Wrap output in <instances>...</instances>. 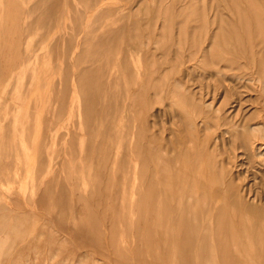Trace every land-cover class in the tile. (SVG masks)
Returning a JSON list of instances; mask_svg holds the SVG:
<instances>
[{
    "label": "rangeland",
    "instance_id": "374dc122",
    "mask_svg": "<svg viewBox=\"0 0 264 264\" xmlns=\"http://www.w3.org/2000/svg\"><path fill=\"white\" fill-rule=\"evenodd\" d=\"M263 163L264 0H0V264H264Z\"/></svg>",
    "mask_w": 264,
    "mask_h": 264
},
{
    "label": "bare ground",
    "instance_id": "6f19581e",
    "mask_svg": "<svg viewBox=\"0 0 264 264\" xmlns=\"http://www.w3.org/2000/svg\"><path fill=\"white\" fill-rule=\"evenodd\" d=\"M216 16H217V15H216ZM216 16H215V17H216ZM225 17H226V16H225ZM218 18H219V17H218ZM193 34H194V33H193ZM257 60H258V59H257ZM242 65H243V64H242ZM240 75H241V74H240ZM250 79H251V78H250ZM256 79H257V78H256ZM204 84H205V83H204ZM217 86H218V85H217ZM259 88H260V86H259ZM260 89H262V88H260ZM260 89H259V90H260ZM181 93H182V92H181ZM245 93H246V92H245ZM246 94H247V93H246ZM184 95H185V94H184ZM197 96H198V95H197ZM189 97L191 98V96H189ZM186 99H187V97H186ZM222 99H223V98H222ZM193 102H194V100H193ZM243 105H244V104H243ZM245 107H246V106H245ZM236 109H237V108H236ZM236 109H235V110H236ZM245 109H246V108H245ZM195 112H196V111H195ZM200 112H201V111H200ZM260 112H261V111H260ZM196 113H197V112H196ZM198 113H199V112H198ZM235 113H236V112H235ZM195 116H196V115H195ZM246 117H247V116H246ZM248 117H249V116H248ZM245 119H246V118H245ZM261 126H262V125H261ZM255 127H257V126H255ZM262 127H263V126H262ZM257 141H258V140H257ZM255 142H256V140H255ZM253 145H254V144H253ZM256 145H257V144H256ZM254 146H255V145H254ZM262 147H263V146H262ZM152 148H153V147H152ZM152 148H151V149H152ZM237 148H238V146H237ZM255 148H256V147H255ZM258 148H259V147H258ZM235 149H236V148H235ZM252 151H253V150H252ZM261 152H262V151H261ZM255 153H257V152H255ZM262 155H263V154H262ZM236 156H237V155H236ZM259 159H260V158H259ZM247 161H248V160H247ZM259 161H260V160H259ZM261 163H262V161H261ZM261 163H260V164H261ZM249 164H250V163H249ZM263 164H264V163H263ZM246 165H247V164H246ZM260 167H261V166H260ZM262 208H263V207H262ZM186 249H187V248H186Z\"/></svg>",
    "mask_w": 264,
    "mask_h": 264
}]
</instances>
